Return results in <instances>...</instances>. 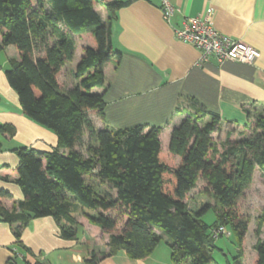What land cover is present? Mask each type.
Instances as JSON below:
<instances>
[{"label": "trees", "instance_id": "16d2710c", "mask_svg": "<svg viewBox=\"0 0 264 264\" xmlns=\"http://www.w3.org/2000/svg\"><path fill=\"white\" fill-rule=\"evenodd\" d=\"M131 1L106 2L110 18L104 22L95 10L99 0H0V49L14 46L20 54L18 60H10L7 81L18 95L22 114L58 139L50 151L14 148L19 158L16 184L24 198L9 210L1 200L12 196L0 190V218L13 226L20 250L13 252L8 264H32L26 260V254L33 253L23 243L22 232L34 219L52 217L61 238L78 240V206L90 212L91 224L109 235V250L91 251L86 264H99L119 252L133 260L145 259L164 237L172 264H213L218 239L213 230L218 227L230 232L228 238L235 237L238 256L232 264H244L249 223L238 202L256 168L264 172V108L246 109L248 119L254 120L249 136L231 141L228 135L219 145L212 136L221 130L220 114L190 107L173 130L166 154L161 127L99 130L89 117L104 115V94L93 90L105 87L106 64L122 59L112 45L111 20ZM74 35L89 38L91 45L75 67L76 85L66 89L61 74L74 59ZM86 133L87 157L76 149ZM199 179L215 201L213 225L203 219L211 204L192 209L186 202ZM113 210L126 216L120 230L118 219L106 214ZM263 225L264 210L256 230L254 264H264ZM33 264L46 263L36 259Z\"/></svg>", "mask_w": 264, "mask_h": 264}, {"label": "crops", "instance_id": "0c3cea01", "mask_svg": "<svg viewBox=\"0 0 264 264\" xmlns=\"http://www.w3.org/2000/svg\"><path fill=\"white\" fill-rule=\"evenodd\" d=\"M109 1L112 0H99L95 7L104 22L110 18L105 7ZM161 1L132 0L112 18V45L122 59L119 64H106L105 87L93 90L104 94L106 108L103 116L98 113L89 116L92 123L99 130L138 125L147 126V130L161 127V142L167 140L169 148L173 130L182 123L190 107L198 106L220 114L221 130L217 133L224 131L225 140L228 135L231 141L249 136L254 120L248 119L246 109L256 112L264 108V0H169L177 9L170 23L163 17ZM210 8L214 11L217 31L261 52L254 64L218 63L215 59L200 64V50L177 39L176 28ZM74 38V59L62 68V80L66 75L72 80L64 81L66 89L76 85L75 67L91 45L85 36L74 35ZM50 42L55 43L54 37ZM19 57L14 46L0 49V190L12 196L1 200L9 210L24 198L16 184L19 158L14 148L26 146L50 151L58 145L51 131L22 114L18 95L7 81L10 60ZM3 126L5 130H1ZM11 128L14 135L10 134ZM88 213L77 207L78 240L73 241L60 237L59 226L52 217L32 220L22 232L23 243L33 253L26 254V260L32 264L36 259L46 264H86L91 251L107 252L109 235L89 222ZM261 230L264 239V225ZM166 240L164 237L167 246ZM15 243L13 226L0 218V264H8L13 252L20 251ZM99 264H172V260L171 253L160 244L142 260H133L125 252H119ZM244 264H248L245 259Z\"/></svg>", "mask_w": 264, "mask_h": 264}, {"label": "rangeland", "instance_id": "374dc122", "mask_svg": "<svg viewBox=\"0 0 264 264\" xmlns=\"http://www.w3.org/2000/svg\"><path fill=\"white\" fill-rule=\"evenodd\" d=\"M65 73L67 69L64 70ZM65 76V74H64ZM61 74V81L71 82L70 76L66 75V79ZM237 136V135H236ZM213 140L217 144H221L225 141V132L216 133L213 136ZM89 143V135L86 133L82 139V142L77 146V149L81 151L82 154H86V148ZM162 153H170L169 148H167V140H164L162 144ZM165 156V155H164ZM176 165L180 164V158H175ZM105 190L108 189L107 186H104ZM186 202L192 209L202 208L205 204H211L213 207L205 212L204 221L208 225H213L216 221V214L214 210L215 201L207 194V185L204 180L199 179L197 186L193 189L186 198ZM238 208L241 213V216L248 221L249 229L246 235L244 244H243V253L244 259L248 264H254L255 258L257 257V252L255 246L257 244L258 238L256 236V230L258 228L259 218L264 210V172L257 169V172H254L253 180L250 186L242 193L241 198L238 202ZM108 216L118 219V229L120 230L126 220V216H121L119 211H109L106 213ZM81 217V215H79ZM262 233V231H261ZM82 234V231H79V235ZM162 247L167 251H170L168 245L166 246L165 242L161 243ZM216 248L214 249L212 255L215 260L213 264H232L234 257L238 256V247L235 241V237L221 236L215 242Z\"/></svg>", "mask_w": 264, "mask_h": 264}, {"label": "built area", "instance_id": "2783aa9c", "mask_svg": "<svg viewBox=\"0 0 264 264\" xmlns=\"http://www.w3.org/2000/svg\"><path fill=\"white\" fill-rule=\"evenodd\" d=\"M161 9L164 19L170 23L176 7L169 0H162ZM213 16L214 11L210 8L198 17L185 20L180 28L175 29L177 39L200 50V64L211 59L218 63L233 61L244 65L254 64L261 57V52L248 43L221 34L214 26ZM213 236L228 237L230 232L225 227H218L213 230Z\"/></svg>", "mask_w": 264, "mask_h": 264}]
</instances>
